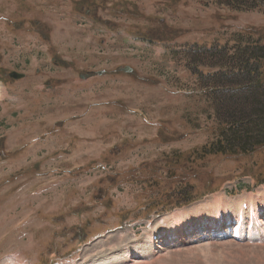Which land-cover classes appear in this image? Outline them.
Wrapping results in <instances>:
<instances>
[{
    "label": "rangeland",
    "instance_id": "obj_1",
    "mask_svg": "<svg viewBox=\"0 0 264 264\" xmlns=\"http://www.w3.org/2000/svg\"><path fill=\"white\" fill-rule=\"evenodd\" d=\"M244 31L264 35V0H0V264H264V223L231 225L264 206L263 155H199L230 73L210 52ZM75 84L80 116L54 120Z\"/></svg>",
    "mask_w": 264,
    "mask_h": 264
},
{
    "label": "trees",
    "instance_id": "obj_2",
    "mask_svg": "<svg viewBox=\"0 0 264 264\" xmlns=\"http://www.w3.org/2000/svg\"><path fill=\"white\" fill-rule=\"evenodd\" d=\"M248 33L246 43L236 44L227 56L224 51L210 52L213 58L227 60L230 73L210 77L216 85L212 93L217 100L215 111L220 127L216 142L199 152L202 157H246L257 152L264 157V35ZM196 55L203 61L209 53L201 51Z\"/></svg>",
    "mask_w": 264,
    "mask_h": 264
},
{
    "label": "bare ground",
    "instance_id": "obj_3",
    "mask_svg": "<svg viewBox=\"0 0 264 264\" xmlns=\"http://www.w3.org/2000/svg\"><path fill=\"white\" fill-rule=\"evenodd\" d=\"M187 213V212H186ZM189 215H187L186 217H188ZM213 219V218H212ZM235 221V220H234ZM213 222V221H212ZM230 223V221L229 220H227V222H226V225H228ZM233 223V222H232ZM10 263V262H9Z\"/></svg>",
    "mask_w": 264,
    "mask_h": 264
},
{
    "label": "water",
    "instance_id": "obj_4",
    "mask_svg": "<svg viewBox=\"0 0 264 264\" xmlns=\"http://www.w3.org/2000/svg\"><path fill=\"white\" fill-rule=\"evenodd\" d=\"M14 77L19 78V76H16V75Z\"/></svg>",
    "mask_w": 264,
    "mask_h": 264
}]
</instances>
